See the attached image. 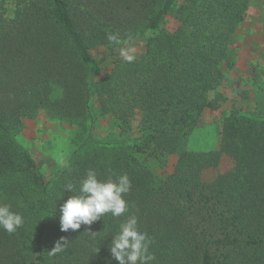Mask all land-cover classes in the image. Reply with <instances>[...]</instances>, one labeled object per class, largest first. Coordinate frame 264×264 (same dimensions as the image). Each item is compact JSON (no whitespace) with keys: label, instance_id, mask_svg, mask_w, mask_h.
<instances>
[{"label":"trees","instance_id":"obj_1","mask_svg":"<svg viewBox=\"0 0 264 264\" xmlns=\"http://www.w3.org/2000/svg\"><path fill=\"white\" fill-rule=\"evenodd\" d=\"M177 3L0 0V203L24 217L14 233L0 229V264H118L108 246L131 214L152 239L150 264H264V109L231 103L217 147L187 148L202 115L222 97L218 64L225 49L217 45L223 34L193 32L187 51L179 38L160 34ZM234 4L219 2L233 11V27L244 10L234 13ZM125 47L137 50L134 61L120 55ZM107 60L127 66L120 89L135 90L132 98L118 96L116 119L124 124L130 106L144 123L132 138L124 132L108 142L92 134V97L106 89L96 78ZM235 94L234 102L247 99ZM40 111L79 132L67 161L49 176L14 137ZM170 155L173 171L158 182L146 162ZM89 169L102 180L129 176V211L61 232L59 207L71 195L65 186L78 189ZM61 237L69 241L64 251L50 255Z\"/></svg>","mask_w":264,"mask_h":264},{"label":"rangeland","instance_id":"obj_2","mask_svg":"<svg viewBox=\"0 0 264 264\" xmlns=\"http://www.w3.org/2000/svg\"><path fill=\"white\" fill-rule=\"evenodd\" d=\"M224 0H178L173 13L167 17L160 34L179 38L181 49L187 51L188 42H192L191 33L198 30L205 36L214 33L217 37L223 34L224 40L217 45L225 49V55L218 67L223 74L222 87L219 93L222 97L201 117L187 141L191 151H209L217 147L218 126L221 118L230 108L246 103L255 110L264 109V0H235L236 13L242 5L243 20L233 27V11L225 10L219 5ZM244 3V4H243ZM233 30L230 31V28ZM202 39V37H200ZM137 50L130 54H135ZM127 66L115 65L114 60H107L102 71L96 78L99 87L106 86L101 94H93L92 109L95 116L92 134L100 141H116L126 132L129 138L135 136L144 126L141 112L137 107L125 106L128 115L125 123L116 116L121 114V106L117 103L118 96L132 98L135 90L129 85L120 89V80L129 79ZM112 80L111 85L108 81ZM126 90V94L122 91ZM243 91L247 95L244 102L235 100L233 95ZM235 94V95H236ZM240 96V95H237ZM216 98V96H213ZM113 110H107V100ZM104 104V105H103ZM134 104V103H130ZM122 125V127H121ZM14 133L16 141L24 146L42 172L49 176L61 167L74 149L75 140L79 135L78 129L67 122L52 118L47 111H40L32 119H24ZM74 143V144H73ZM175 155L160 159H150L146 162L154 179L164 180L172 171Z\"/></svg>","mask_w":264,"mask_h":264},{"label":"clouds","instance_id":"obj_3","mask_svg":"<svg viewBox=\"0 0 264 264\" xmlns=\"http://www.w3.org/2000/svg\"><path fill=\"white\" fill-rule=\"evenodd\" d=\"M108 39L110 42H118L115 35H109ZM133 51L131 47L121 48L120 55L126 62H132L135 56L130 53ZM65 190L71 195L59 207L61 232L76 231L82 225L91 226L108 213L116 218L129 211L128 202L124 197L131 190V180L126 173L102 180L98 178L95 170L89 169L79 182L78 189L70 182L65 186ZM23 224L24 217L13 211L11 204L0 203V229L12 234ZM87 232L90 234V228ZM68 242L66 237H61L49 254L55 255L64 251ZM151 244L152 239L139 229L137 215L131 214L120 223L108 250L111 258L118 261V264H150L156 259L150 251Z\"/></svg>","mask_w":264,"mask_h":264}]
</instances>
